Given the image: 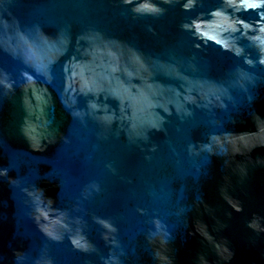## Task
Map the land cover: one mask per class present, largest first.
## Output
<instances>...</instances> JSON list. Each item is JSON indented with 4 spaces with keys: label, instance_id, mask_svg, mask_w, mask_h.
Returning a JSON list of instances; mask_svg holds the SVG:
<instances>
[{
    "label": "water",
    "instance_id": "1",
    "mask_svg": "<svg viewBox=\"0 0 264 264\" xmlns=\"http://www.w3.org/2000/svg\"><path fill=\"white\" fill-rule=\"evenodd\" d=\"M0 264H264V0H0Z\"/></svg>",
    "mask_w": 264,
    "mask_h": 264
}]
</instances>
